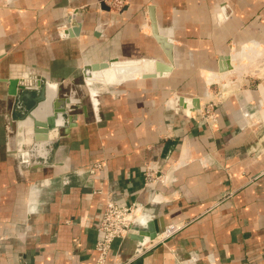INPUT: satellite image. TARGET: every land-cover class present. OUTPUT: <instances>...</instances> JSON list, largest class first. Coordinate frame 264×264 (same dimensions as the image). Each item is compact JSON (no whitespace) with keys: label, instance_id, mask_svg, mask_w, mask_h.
I'll return each mask as SVG.
<instances>
[{"label":"crops","instance_id":"1","mask_svg":"<svg viewBox=\"0 0 264 264\" xmlns=\"http://www.w3.org/2000/svg\"><path fill=\"white\" fill-rule=\"evenodd\" d=\"M124 1L113 11L104 0H0V264H96L110 200L138 210L107 264L137 259L138 231L178 223L138 264H264V0ZM152 16L172 71L95 81L90 94L86 65L168 64ZM222 76L232 87L221 96L209 86ZM13 79L29 84L12 92ZM42 88L43 113L53 100L70 110L36 140L23 119ZM147 167L163 182L146 186Z\"/></svg>","mask_w":264,"mask_h":264},{"label":"water","instance_id":"2","mask_svg":"<svg viewBox=\"0 0 264 264\" xmlns=\"http://www.w3.org/2000/svg\"><path fill=\"white\" fill-rule=\"evenodd\" d=\"M71 20H78L77 17L73 16ZM152 20H153V34L154 36L158 39L159 43L162 45V48L169 60L168 64H164V63H159L154 59H147V60H143V61H131V62H124V63H120L118 64V62L114 61L111 63H103V64H94V65H86L84 66L83 70H82V76H83V80H84V84H86L89 88V92L90 94H94L92 91V87L95 84L90 83V81H88V78H92L95 79L97 77H101V75H104L105 71L110 69L113 66H125L128 64H140L142 67V77L146 78V77H152L155 76V72H159L163 75H166L168 73H170L172 71V67H171V62H173V56H172V45L169 44V42L166 40V38L162 37L159 35L158 31H157V23L154 19V16H152ZM148 65H152L153 70L152 71H146V67H148ZM110 67V68H109ZM231 68H229L230 70ZM89 76V77H88ZM10 85H11V91L14 92L15 89L17 88H25V85L28 83L25 80H9ZM108 84H112V82H108ZM29 84V83H28ZM98 84V82H97ZM101 84V83H99ZM93 96V95H92ZM48 98V90L46 88H42L40 90V96L38 98V102L36 103L35 106H33L31 109H28L27 111L25 110V113H27L24 116L25 121L30 120L32 123V129H33V134L35 136L36 140H46L48 138V130L50 129H54L52 131L57 130V128H59V115L60 114H64L66 112H68V110L70 109H66V106L63 105L61 100H53V104H52V113H46V112H42V102L47 100ZM179 103L183 104L184 103V97L179 98ZM195 107L197 106V108H200L199 106V99L196 98L195 102H194ZM23 111V109H22ZM42 112V113H41ZM51 137V133L49 134ZM134 228V227H133ZM133 228L130 230L129 233H136L135 230H133ZM136 229V228H134ZM138 231V230H136ZM138 236L136 237V241H137V246L136 249L134 251V258L136 260H134L131 264H138L141 260H142V256L143 255H147V253H143L144 252V247L150 243V241H152L158 234L159 231L157 229H152L149 228V230L147 231H138Z\"/></svg>","mask_w":264,"mask_h":264},{"label":"built area","instance_id":"3","mask_svg":"<svg viewBox=\"0 0 264 264\" xmlns=\"http://www.w3.org/2000/svg\"><path fill=\"white\" fill-rule=\"evenodd\" d=\"M212 86L213 85H210L209 87L212 88ZM221 88V96L231 92L230 89L229 91H226L222 84ZM206 99L207 102L201 109L203 111V117L206 119H212L216 102L209 91L206 92ZM161 178L162 176L157 169L147 167L145 171L146 186H151L158 181L163 182V179ZM137 210L138 205L135 203L132 205L120 204L117 200H110L106 203L102 219L97 226V232L100 234V237L95 244V251L97 253L96 264H107L113 242L117 239L124 240L127 238L130 230L134 226V220L136 217L135 212ZM183 227V223L168 225L159 236L154 238L144 247L143 253H147L156 245L164 243L167 239L182 230Z\"/></svg>","mask_w":264,"mask_h":264},{"label":"bare ground","instance_id":"4","mask_svg":"<svg viewBox=\"0 0 264 264\" xmlns=\"http://www.w3.org/2000/svg\"><path fill=\"white\" fill-rule=\"evenodd\" d=\"M259 55H262V52L260 51H253V52H243V53H239L235 56V62H234V70L236 73H238L239 71L243 70L245 65L243 64L244 61H248V60H254L256 59ZM152 65H148V67H146V71H152L153 68ZM110 68V67H109ZM142 74L141 70L139 69V64H128L125 66H113L110 69L106 70L104 75H101V77H97L95 79L88 78V81H90V83L95 82V81H99L100 83H105L108 86H111L112 84H115L117 82H121V80L123 79H127V78H131V77H140ZM168 75V74H166ZM165 75V76H166ZM216 79V78H215ZM213 80V79H212ZM221 80L223 81V84L225 85V83L227 82L225 76L221 77ZM108 82H112V84H108ZM222 84V85H223ZM54 95L51 96L50 100L52 101ZM185 100V98H184Z\"/></svg>","mask_w":264,"mask_h":264},{"label":"rangeland","instance_id":"5","mask_svg":"<svg viewBox=\"0 0 264 264\" xmlns=\"http://www.w3.org/2000/svg\"><path fill=\"white\" fill-rule=\"evenodd\" d=\"M104 3L106 4V6H108V8L110 9V10H113V11H120L123 7H124V5H125V1L124 0H104ZM256 67L257 66H252V65H248L247 66V70L246 71H248V72H250V73H252V72H257L256 71ZM235 76H237V75H235ZM238 78H239V76H237ZM99 82V81H98ZM103 86H108V85H106V84H104V83H101ZM221 84H223L222 82H220V84H217L216 83V85H214V86H212V89H214V90H219V89H222L221 88ZM225 85L226 86H224L225 88H229V87H232V82H231V80L229 79V80H227V82L225 83ZM214 87H217V89L216 88H214ZM230 93V92H229Z\"/></svg>","mask_w":264,"mask_h":264}]
</instances>
